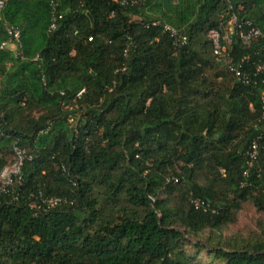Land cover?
<instances>
[{"label":"trees","instance_id":"16d2710c","mask_svg":"<svg viewBox=\"0 0 264 264\" xmlns=\"http://www.w3.org/2000/svg\"><path fill=\"white\" fill-rule=\"evenodd\" d=\"M50 1L6 0L2 11L21 47L16 57L0 51V169L14 143L30 160L18 201L0 204V264H200L179 230L206 232L211 262L264 264L263 225L256 239L221 236L243 204L264 213V86L241 85L223 68L230 80L209 75L220 66L207 34L227 5L54 0L60 19L48 31ZM230 5L264 35V0ZM152 20L183 28L186 45L173 50ZM246 54L256 63L234 43V59ZM34 106L43 112L35 118ZM30 194L64 203L35 211Z\"/></svg>","mask_w":264,"mask_h":264},{"label":"built area","instance_id":"2783aa9c","mask_svg":"<svg viewBox=\"0 0 264 264\" xmlns=\"http://www.w3.org/2000/svg\"><path fill=\"white\" fill-rule=\"evenodd\" d=\"M81 2V0H78ZM137 0H120V5H135ZM227 5L229 11L219 16V25L216 29L208 32L207 38L211 41L214 50L215 62L229 74L233 80L244 86H264V35L253 21L238 17L236 13L232 12L230 2L231 0H220ZM6 0H0V29L6 35V39L0 42V51L10 49L13 56H19L20 44L18 43L19 29L16 26L10 25L2 18V11ZM58 4L51 0L49 2L50 8V22L48 31L55 28L56 21L60 19V14L57 12ZM240 8L237 10L239 11ZM147 26L161 28L163 33H166L171 39V46L173 50L183 48L187 43V34L183 28H175L171 25L165 24L159 20H152L147 23ZM237 43L242 49L252 51L254 56H257L256 63L250 61L248 54L234 59L232 56V47ZM260 56V58H259ZM263 57V58H262ZM38 59L35 56L32 61ZM43 81V79L41 78ZM43 83V82H42ZM82 92L79 91L77 96ZM62 95V93H59ZM260 116L259 121H264V89L259 95ZM1 118V115H0ZM261 136V134L259 135ZM12 160L0 169V204L5 200L17 202L21 193L23 185V176L21 168L24 162L30 160V155L19 147L16 143L12 145ZM246 167L242 172L245 177L251 169L253 162L257 157V144L253 142L246 152ZM166 182H177V178L169 177ZM33 200L29 202L30 209L35 211L46 212L56 206L64 203L60 198L56 197H42L41 194L33 196ZM189 204L193 209L206 211L207 204L197 200L189 199Z\"/></svg>","mask_w":264,"mask_h":264},{"label":"rangeland","instance_id":"374dc122","mask_svg":"<svg viewBox=\"0 0 264 264\" xmlns=\"http://www.w3.org/2000/svg\"><path fill=\"white\" fill-rule=\"evenodd\" d=\"M215 72H221L222 76L226 79L230 78L221 67L217 66L209 75ZM42 113L39 107L34 106L30 111V116L35 118ZM69 123H72L71 120H69ZM177 198L178 195L174 193L170 197L169 204L174 206ZM262 225L264 226V213H257L249 203H246L243 204L242 208L235 214L233 221L222 228L221 236L226 239L238 237L242 239H256ZM179 231L182 233L183 250L186 255L193 256L194 261L200 264H219L217 261L211 262L210 258L206 255L207 244L204 241L206 232L200 235L199 238H196L183 233L181 230Z\"/></svg>","mask_w":264,"mask_h":264}]
</instances>
